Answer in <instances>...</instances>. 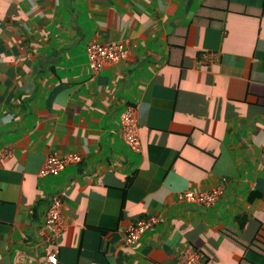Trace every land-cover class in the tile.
I'll list each match as a JSON object with an SVG mask.
<instances>
[{
	"label": "crops",
	"instance_id": "1",
	"mask_svg": "<svg viewBox=\"0 0 264 264\" xmlns=\"http://www.w3.org/2000/svg\"><path fill=\"white\" fill-rule=\"evenodd\" d=\"M91 42L128 57L93 73ZM127 105L142 152L122 136ZM3 148L0 264H45L43 214L60 191L58 264H178L192 247L199 264H264L223 235L264 242V0H0ZM53 152L82 159L40 175ZM218 186L212 207L180 200Z\"/></svg>",
	"mask_w": 264,
	"mask_h": 264
},
{
	"label": "built area",
	"instance_id": "2",
	"mask_svg": "<svg viewBox=\"0 0 264 264\" xmlns=\"http://www.w3.org/2000/svg\"><path fill=\"white\" fill-rule=\"evenodd\" d=\"M129 48L119 43L91 42L87 47L88 66L93 73L101 71L105 64L116 62L128 57ZM207 61H211L210 56H205ZM120 129L125 142L135 151L142 152V140L137 117V108L127 105L120 114ZM14 154L12 148L0 149V163ZM82 157L76 152L50 153L40 171L42 176H58L68 165L78 163ZM223 193V188L218 186L206 191L187 190L180 200L184 203L197 204L203 207L215 205ZM64 192L53 194L50 202L43 214L44 228L46 229L45 241L49 245L46 247L45 264H58L59 244L58 239L67 229V222L64 217ZM159 222L158 217L149 216L140 219L136 223L127 224L122 230V240L127 244H136L142 235L152 229ZM40 235H44L43 232ZM45 243V244H46ZM200 255L192 247L186 249L180 256L178 264H199Z\"/></svg>",
	"mask_w": 264,
	"mask_h": 264
},
{
	"label": "trees",
	"instance_id": "3",
	"mask_svg": "<svg viewBox=\"0 0 264 264\" xmlns=\"http://www.w3.org/2000/svg\"><path fill=\"white\" fill-rule=\"evenodd\" d=\"M208 3V0H207ZM207 6V5H206ZM208 25H213L212 22H202ZM263 156H264V150H263ZM223 235H225L227 238L233 240L235 243H237L240 246H243L245 248H251L254 250L257 254L264 257V242L261 241L259 238H254L250 242L244 241L238 234V232L233 229L232 227H227L223 230ZM245 262L241 263L244 264Z\"/></svg>",
	"mask_w": 264,
	"mask_h": 264
}]
</instances>
